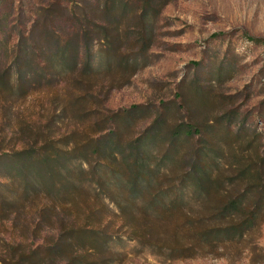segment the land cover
<instances>
[{
  "label": "trees",
  "instance_id": "1",
  "mask_svg": "<svg viewBox=\"0 0 264 264\" xmlns=\"http://www.w3.org/2000/svg\"><path fill=\"white\" fill-rule=\"evenodd\" d=\"M46 2L28 20L21 7L15 23L0 13V115L10 124L16 101L62 80L78 93L44 123L17 120L9 141L0 137V212L16 221L30 208L34 229H47L38 243L7 244L0 262L116 264L130 241L137 253L190 258L264 221V135L242 124L233 136L246 148L235 153L220 120L167 127L166 103L154 114L148 104L99 111V77L148 65L150 0L131 54L119 30L125 0ZM146 113L151 121L131 135ZM71 114L80 121L69 125Z\"/></svg>",
  "mask_w": 264,
  "mask_h": 264
},
{
  "label": "rangeland",
  "instance_id": "2",
  "mask_svg": "<svg viewBox=\"0 0 264 264\" xmlns=\"http://www.w3.org/2000/svg\"><path fill=\"white\" fill-rule=\"evenodd\" d=\"M125 2L119 30L123 36L122 51L131 54L135 51L131 48L132 40L141 26L138 15L144 0ZM46 3V0H0V13L15 23L19 7L24 12L22 18L28 20L33 18V11ZM150 3L154 18L146 52L148 65L133 74L114 68L99 77L96 81L104 84L96 97L99 111L109 115V111L148 104L154 114L166 103L167 127L184 121L205 129L220 120L221 125H227L226 141L233 143V151L244 152L246 147L234 142L233 136L242 124L250 135L252 130L264 135V45L252 40H264V0H150ZM11 37L13 42L15 36ZM109 88L112 89L108 93ZM73 93L78 90L62 80L50 89H37L16 101L10 124L3 123L0 115V129L4 128L0 137L9 132L6 139L9 141L11 129L7 126L17 120L44 123L54 108L69 100ZM68 119L69 125L80 121L72 114ZM151 119L148 113L140 115L131 135L141 131ZM13 216L0 212V260L7 244L38 243L47 230L34 229L35 214L30 208L16 216V221ZM135 248V241L128 242L124 259L116 264H264V221L242 240L220 243L215 249L190 258L166 260L147 250L137 253Z\"/></svg>",
  "mask_w": 264,
  "mask_h": 264
}]
</instances>
